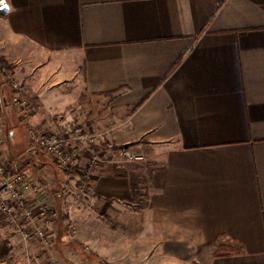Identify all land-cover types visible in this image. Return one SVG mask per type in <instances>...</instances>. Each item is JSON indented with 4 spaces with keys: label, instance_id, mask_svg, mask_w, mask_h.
Returning a JSON list of instances; mask_svg holds the SVG:
<instances>
[{
    "label": "crops",
    "instance_id": "crops-1",
    "mask_svg": "<svg viewBox=\"0 0 264 264\" xmlns=\"http://www.w3.org/2000/svg\"><path fill=\"white\" fill-rule=\"evenodd\" d=\"M7 2L3 42L13 57L38 53L14 75L33 104L28 131L73 125L145 154L120 166L104 156L93 205L155 208L158 257L264 264V0ZM19 170L43 186L34 180L27 199L48 209L44 180ZM118 220L131 226L128 213ZM23 243L0 225V264H35L16 252Z\"/></svg>",
    "mask_w": 264,
    "mask_h": 264
},
{
    "label": "rangeland",
    "instance_id": "rangeland-1",
    "mask_svg": "<svg viewBox=\"0 0 264 264\" xmlns=\"http://www.w3.org/2000/svg\"><path fill=\"white\" fill-rule=\"evenodd\" d=\"M22 47L13 57L12 47L3 42L0 36V109L4 120L0 132L9 152L6 157L10 156L15 160L17 169H30L37 178L41 177L45 183L43 185H47L52 193L51 205L47 204L48 209L42 208L53 213L54 226L51 228L53 240L48 245L39 240L28 241L20 244L16 252L33 257L35 264H210V257L205 256L206 253L203 254L202 251L191 260L182 262L179 259L158 257L157 224L153 221L156 218L155 208L151 205H116L117 209H112L111 212L117 215L109 214L106 208L111 205H93L95 195L91 179L95 165L88 167L84 165L87 160L82 159L83 164L68 172L63 171L44 151L34 146L32 131L26 128L29 127L27 118L32 114L23 115L9 100L13 92L10 85L12 80L18 82L21 93H25L22 79L14 77L17 73L15 69L31 68L29 57L37 53L32 48L27 49L26 45ZM74 132L71 129V133ZM124 146L137 150L130 145L112 146V154L108 153L106 157L112 156L116 166L134 162L125 161L118 155L116 149ZM29 175L31 174L28 177ZM35 181L43 187L39 181ZM151 211L154 212L153 217ZM123 212L128 213V221L131 223L127 228L118 220ZM143 227L146 232H143ZM110 233H115L119 241L110 242ZM125 235L128 240H122Z\"/></svg>",
    "mask_w": 264,
    "mask_h": 264
},
{
    "label": "built area",
    "instance_id": "built-area-1",
    "mask_svg": "<svg viewBox=\"0 0 264 264\" xmlns=\"http://www.w3.org/2000/svg\"><path fill=\"white\" fill-rule=\"evenodd\" d=\"M8 8L7 0H0V14H4ZM10 85L13 91L9 99L10 104L18 108L23 115L30 116L33 104L21 93L18 82L12 80ZM71 129L75 132L70 133V136L67 133L71 131L66 133L40 130L32 136L33 144L44 151L56 166L67 172L83 164L81 160L85 151L90 153L84 164L88 167L103 162L106 153L112 154L111 147L106 148L103 133ZM2 145L0 132V225L11 236L25 241L39 240L48 245L53 240V218L45 209L35 207L26 197V191L38 188V184L21 173L16 162L8 163L2 158ZM116 151L125 161L141 162L145 159L142 152L131 147L124 146Z\"/></svg>",
    "mask_w": 264,
    "mask_h": 264
},
{
    "label": "trees",
    "instance_id": "trees-1",
    "mask_svg": "<svg viewBox=\"0 0 264 264\" xmlns=\"http://www.w3.org/2000/svg\"><path fill=\"white\" fill-rule=\"evenodd\" d=\"M9 99H10V96H9ZM49 216L52 217V212H47ZM233 250L230 248V247H221V249L215 253L216 256H224V255H227L229 254L230 252H232Z\"/></svg>",
    "mask_w": 264,
    "mask_h": 264
},
{
    "label": "water",
    "instance_id": "water-1",
    "mask_svg": "<svg viewBox=\"0 0 264 264\" xmlns=\"http://www.w3.org/2000/svg\"><path fill=\"white\" fill-rule=\"evenodd\" d=\"M3 101H4V104H6L5 98L3 99ZM7 111H9V109H7Z\"/></svg>",
    "mask_w": 264,
    "mask_h": 264
}]
</instances>
